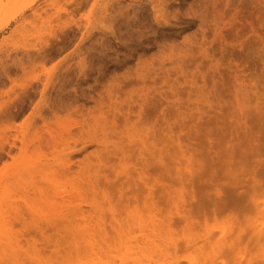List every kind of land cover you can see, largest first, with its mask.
<instances>
[{"label": "rangeland", "instance_id": "obj_1", "mask_svg": "<svg viewBox=\"0 0 264 264\" xmlns=\"http://www.w3.org/2000/svg\"><path fill=\"white\" fill-rule=\"evenodd\" d=\"M32 1L0 0V26L15 17L0 30V184L15 176L31 182L25 167L40 145L47 166L37 186L60 201L74 200V191L96 196L98 212L83 203L86 219L106 227L78 233L81 217L13 188V208H5L12 233L0 228V246L11 241L14 254H0V264L150 263L138 222L123 232L111 225L125 217L131 193L141 203L142 183L129 188L106 140L80 131L84 120L104 117L107 144H118L145 87L140 118L153 135L163 129V162L147 155L146 167L162 219L144 224L159 230L167 251L153 259L264 264V236L255 231L257 222L264 228V205L262 213L254 203L264 201V0H35L21 12ZM46 125L55 135L73 129L70 148L47 146ZM64 164L75 175L53 179ZM88 167L85 179L79 171Z\"/></svg>", "mask_w": 264, "mask_h": 264}, {"label": "bare ground", "instance_id": "obj_2", "mask_svg": "<svg viewBox=\"0 0 264 264\" xmlns=\"http://www.w3.org/2000/svg\"><path fill=\"white\" fill-rule=\"evenodd\" d=\"M34 2H35V0H33L29 5L24 6V8L22 9L21 12H23L24 9L31 7ZM14 18L15 17H13L10 21H12ZM10 21H7L4 25L0 26V30L5 28L10 23ZM145 89L147 90V87H145ZM145 89L141 88L140 92H137L138 95H139V93H142V94L137 97L138 98L137 100H135L137 109H139V110L136 114H134V119L132 120L130 114L125 115L126 118L124 119V124L122 127L123 129H120L119 132L117 130H116L117 132L115 131L117 136H120L119 137L120 138L119 140H121L119 142L120 144L119 143L116 145H108L107 144L108 138H107V134H105V132H106L105 127L109 124V121H107V119L104 117H94L93 120H91L89 122L84 120L85 123L83 126H81L82 128L80 131L83 132V138L84 139L87 138L89 135H94V136L100 135L101 138L106 140L105 148L113 151V152H106V153L107 154H111V153L117 154L118 161L122 163V168L126 173L125 179L127 180V186L129 188H130L131 183H133L134 187L137 184V181H139L140 184L142 183L141 185L143 186L144 190L142 192L143 197H142L141 203L139 201V194L137 193L138 191L131 193L132 198L126 200V203L123 205L124 207H123L122 213L120 214V216L125 214V217H120L119 221L113 220L111 225L113 226L112 227L113 230L123 232L124 227H127L128 228L127 231H130L131 227L136 222H138L139 228L141 229V235H139V236L140 237L142 236L143 238L146 237L145 239H147V241L142 239L143 242L144 241L147 242L146 244L148 245V247H146L147 245H145V242H144L145 249L147 248V250H149L148 252L152 251L151 253H149V255H151V256L147 255L149 258H151V260H149L150 261L149 264H151V263L161 264V261H156L158 258L156 260L153 259V257H154L153 251L155 252V258L156 257L165 258V256H166L165 252H167L166 250L163 249V248H165V246L162 247V245L160 243H157V242H160V240H161L160 239L161 235L156 234V232H158L159 230L155 229V230H152L151 232H149V230L147 229V227L145 226L144 223L145 222H151V223L159 222L160 218L162 219V213H161L162 203L160 201H158L155 197H152V195L154 194L152 188L156 186V181L150 182V180H148L146 167H147V164L152 161L150 159H147V155H149L150 157H154L153 161L156 163L162 164V162H163V149L159 147V145L163 144V129H162V127L157 128L156 133L159 131L158 134L153 135V131L150 132V130L145 127L142 119L140 118V109H141V113H142V108H143L142 105L147 102L148 94H149ZM113 96L110 93L109 99H111L112 101L114 100ZM130 98H132V96ZM111 100H110V102H111ZM243 101H242V104H244ZM118 102L119 101H117V99H116V101H114V103H113V106H114L113 109H115L117 111L119 110V103ZM100 104H99L98 108L101 107ZM102 114H103V112H102ZM58 123H61V122L58 121ZM75 124H78V123L76 122ZM48 127H49V125L47 126V128ZM47 131H49V135H50V137L46 139L47 143L49 144L47 146L52 147L53 150L57 149L59 147V145H61L62 143H65L67 149L70 148V142H65V141L74 139L75 134H77L76 132L73 133V129H70V128L67 129V133L65 135H61V134L55 135V133L53 131L50 132V127L47 129ZM98 132H99V134H98ZM158 147H159V149H158ZM43 155L44 154L42 152V148L39 145L33 150V153H32L33 157L27 162V165L25 167V174H27L28 179H33L31 182H25V181H23L21 176H15L12 179H10L9 181L4 182L3 184H0V228L4 231H7L8 233H12L11 223L9 222V220L7 218V215H6L7 211L5 210V208L8 211H9V209L13 208V205H14V203L12 202V199H13L12 190H13V188L15 189L16 192H18L19 194H21L25 198H29L31 195L34 194V195H40V199L44 200L45 202H48L49 200H51V203H49V205L51 204L52 206H57L59 210L65 209L67 211L66 213L68 215V218L77 217V216L81 217L82 220L80 219L81 222H79L78 227L75 229V230H77L76 232H78V233H80V232L88 233L89 231L93 232L95 227H98V228H100L101 226L106 227L103 225V224H105V222L103 223V221H96V222H94V224L91 225V222H88L86 219V215H85L86 210L83 207V203L84 204L89 203V205L91 206L89 211L98 212L97 209L100 206V205H97L98 201L95 198L96 197L95 195H97L98 191L95 193L93 186H92V189L94 190L93 193L95 194L94 195L95 197L92 200H89L87 198L85 199L82 197V195L78 191H74L73 194H70L72 197H74L73 198L74 200H72L71 197H69V196H64V197H62V201L59 200V197H61V196L54 197V196L50 195V197L48 198L47 194L43 191V189L41 187L37 186V183L35 182V180L37 178L36 175L42 176L43 172L47 166V160H45V159L43 160ZM132 159H135L136 162L139 161L140 165H138V163L137 164L135 163V165L132 167V171L127 172L129 169L127 164L129 162V160L131 161ZM98 162H100V158H98ZM43 163L46 164L44 167L42 165ZM90 169L91 168H89V167L86 168L84 173H83V170H80L79 171L80 176H83L86 173L88 174V172H90ZM95 169L96 170L100 169V165H97L95 167ZM58 175H60L64 178H70L71 176L75 175V172L72 170V168L68 164H66V165L64 164L63 166H59L58 169L55 170L51 176L53 177V179H55ZM89 176L90 175H87L86 177L83 176V177L85 179H89ZM88 181L90 182V180H88ZM157 183H159V181ZM101 193H102V196H101V194L97 195V196H101V198H103V196L107 195L104 190H102ZM107 198H108V196H107ZM96 201H97V203H96ZM260 201H261V204H260ZM260 201H255L254 203L256 204V207H258V209L263 213L264 201L263 200H260ZM137 204H140V205H137ZM261 205L263 207H261ZM100 209H101V207H100ZM14 210L16 212L18 211V209H14ZM261 216L262 215H259L257 217L258 219L257 218L255 219V222L258 221L260 218L262 219ZM263 218H264V216H263ZM262 221L264 223L263 219H262ZM254 223H252V224H254ZM67 224H69V225H67L69 227L73 226V225H71L70 221H68ZM255 225H258V227L255 228V231L258 234L257 236H261V237L264 236V228L263 227L261 228L259 226L260 224H258V222ZM71 229H72V227H71ZM250 231H252V230H250ZM142 232L143 233L145 232V237H144V234ZM128 234H129L128 238H131L130 236L133 234V232L132 231L128 232ZM125 235H126V233H125ZM235 236H236V234H235ZM132 237H134V236H132ZM242 237H244V236H242ZM242 237H241V239H242ZM139 239H137V240H139ZM140 242H139V244H140ZM230 242H231V239H230ZM233 242H235V241H233ZM236 242H237V240H236ZM162 243L164 245H167V243L165 244L164 241ZM7 247H9V248H7ZM137 247H139V246H137ZM12 248H13V243L10 241L5 245V247L0 246V252H1L0 254H2V256H8V255L14 254V249H12ZM140 251H141V255H142V252L144 253V250H142V248H141ZM148 252L145 251L146 254ZM169 254H167V255L169 256ZM200 254H202V253H200ZM203 255H204V253L202 254V256ZM137 256H138V254H137ZM142 256H144V255H142ZM172 256L173 255H171L170 257H172ZM85 257H87V256H85ZM136 257H135V259H137ZM212 257H210V258L212 259ZM149 258H147V259H149ZM163 258H160V259H163ZM193 258H195V257H193ZM201 258H203V257H201ZM9 259H12V257L10 256ZM142 259L144 260V258H142ZM142 259L140 261L136 260V261H138L137 263L143 264V262H145L146 259L143 262H142ZM91 260H93V259H91ZM122 260H123V258H122ZM171 260H173V258ZM171 260H170V262L175 263L174 261H171ZM78 261H79V259H78ZM129 261H130V259H129ZM131 261H132V259H131ZM167 261H168V259H167ZM199 261H200V259H199ZM207 261L210 262L209 258ZM79 262L83 263L84 261H82L80 259ZM196 262H197V260H196ZM196 262H195V264H196ZM70 263L71 262L68 261V264H70ZM85 263L87 264L90 262H84V264ZM94 263H95V260H94ZM147 263H148V260H147ZM147 263H145V264H147ZM203 263L205 264L206 262H203ZM203 263H201V264H203ZM64 264H66V263H64ZM95 264H100V263L96 262ZM125 264H128V263H125ZM131 264H133V263H131ZM134 264H136V263H134ZM206 264H211V262L210 263L207 262ZM247 264H250V259H249V263H247Z\"/></svg>", "mask_w": 264, "mask_h": 264}]
</instances>
